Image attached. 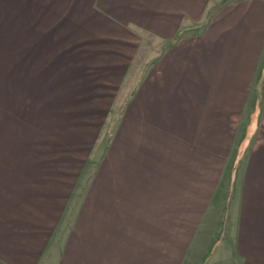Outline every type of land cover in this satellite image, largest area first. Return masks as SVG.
<instances>
[{
	"label": "crops",
	"instance_id": "0c3cea01",
	"mask_svg": "<svg viewBox=\"0 0 264 264\" xmlns=\"http://www.w3.org/2000/svg\"><path fill=\"white\" fill-rule=\"evenodd\" d=\"M25 1L16 8L32 50L17 40V102L27 71V90L63 115L65 137L85 150L121 109L76 193L81 151L9 130L2 19L0 264H185L225 177L218 155L234 107L244 109L255 84L264 118V0L228 3L204 25V0ZM145 38L158 50L135 65ZM241 170L228 178L224 255L220 245L201 264H264V163Z\"/></svg>",
	"mask_w": 264,
	"mask_h": 264
},
{
	"label": "rangeland",
	"instance_id": "374dc122",
	"mask_svg": "<svg viewBox=\"0 0 264 264\" xmlns=\"http://www.w3.org/2000/svg\"><path fill=\"white\" fill-rule=\"evenodd\" d=\"M235 0H204L202 2V25L206 24V20H209L214 16L220 9L227 6L228 3L234 2ZM1 2V0H0ZM20 4L22 7L26 4L25 0H9V10L2 11L1 3H0V24L3 19L4 24V36L5 40V55L4 59L8 65V111H9V130H19L23 131L26 137H35L36 142H40L41 146H51L55 145L60 148H64L67 150L78 149L79 154L74 156L77 160L74 162H78L79 164H87L86 171L82 172V177H78L79 181L77 186L74 188V191L77 193L80 190V180L84 179L86 175H90L92 173L91 169L95 166V161L97 158V154L100 148L104 146V143L107 139V136L110 135L112 131V126L114 118L118 111H120V107L111 108L108 117L104 118V123L100 125L101 131L99 138V142L97 143L96 139H93V135L90 134V144L85 150L84 148H80L79 145L84 140H81L80 143H73L71 140H68L65 136L67 132H64L62 129L63 125H65V119L58 118L55 115V110L53 106L46 105L42 100L41 96L37 93L36 96H33V93L28 88L31 81L28 79H32V75L28 74L25 71V74H21L20 81L23 82L25 86V93L23 99L19 98V102H17L18 96L22 93H18L17 90V63H18V53L21 52V48H18L19 45L17 40L20 38L22 43V38L26 37V49L32 50L30 42H28V36L32 34L31 27H24L22 25L23 20L25 19V14L27 15L25 10H17V4ZM30 18V17H29ZM8 20V23H7ZM18 24H21L18 26ZM202 26L201 29H203ZM19 37H18V36ZM17 36V37H15ZM16 39V41H15ZM145 43L139 44L138 55L136 59V64L139 65L144 60L145 53L151 50H158L159 44H149L147 38H145ZM148 54V53H147ZM143 64V63H142ZM141 64V65H142ZM22 85V84H21ZM256 86V84H255ZM250 91L247 105L243 109L241 106L234 107L233 111H236V114L233 113L234 118H230V126L229 131H227V148L223 151V153L218 155V162L227 164V170L225 171V177L222 178V182L220 183V187L218 188V192L216 194V198L210 208L211 215L208 213V217L204 219L201 228L198 232V236H196V241L191 247L190 252H188L185 264H201L206 256L210 254L211 250H215L220 247H223L222 253L219 257H223L224 255V246L228 245L227 243H223L225 240L224 235H219L221 231L222 221L224 217V207H225V198L226 194L229 190V180L228 178L234 174V176L242 175V168L246 163H264V125L260 126V130L258 132V127L260 122L264 118H256L257 108L256 102L258 96L262 93L259 91L261 89V85L255 87ZM260 88V89H259ZM29 89L30 91H28ZM32 93V96H31ZM125 92H122V96H124ZM28 97H27V96ZM19 96V97H20ZM59 98V95L55 98L54 102H56ZM241 108V109H240ZM52 109L54 116L52 118H48V112ZM243 111V114L239 111ZM242 115V116H241ZM56 117V118H55ZM242 117V118H241ZM13 118V119H12ZM102 119V118H101ZM13 123H18L16 128H13ZM69 124V123H68ZM19 125V126H18ZM95 128V126L93 127ZM97 130V129H96ZM32 140V139H30ZM28 141V138H26ZM233 141V146L230 148V144ZM80 148V149H79ZM82 156V157H81ZM234 164L239 166L238 171L234 170L232 172L229 168L233 167ZM246 168V167H245ZM91 177V175H90ZM240 185L238 186V190ZM237 190V194L239 191ZM73 195V214L79 210V202H75L79 200V198ZM236 195V194H235ZM63 222V220H62ZM60 227V225H59ZM59 232V231H58ZM117 237H119L117 235ZM221 238V243L214 245L218 239Z\"/></svg>",
	"mask_w": 264,
	"mask_h": 264
},
{
	"label": "trees",
	"instance_id": "16d2710c",
	"mask_svg": "<svg viewBox=\"0 0 264 264\" xmlns=\"http://www.w3.org/2000/svg\"><path fill=\"white\" fill-rule=\"evenodd\" d=\"M223 1H226V0H223ZM236 1V0H235Z\"/></svg>",
	"mask_w": 264,
	"mask_h": 264
}]
</instances>
